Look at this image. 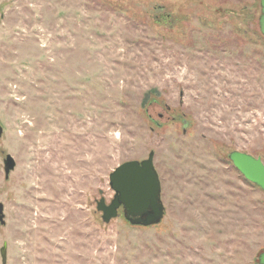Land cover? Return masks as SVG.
<instances>
[{"label": "rangeland", "instance_id": "obj_1", "mask_svg": "<svg viewBox=\"0 0 264 264\" xmlns=\"http://www.w3.org/2000/svg\"><path fill=\"white\" fill-rule=\"evenodd\" d=\"M261 0H0V264H260ZM163 220L97 210L148 157ZM17 165L5 176L4 158Z\"/></svg>", "mask_w": 264, "mask_h": 264}, {"label": "water", "instance_id": "obj_2", "mask_svg": "<svg viewBox=\"0 0 264 264\" xmlns=\"http://www.w3.org/2000/svg\"><path fill=\"white\" fill-rule=\"evenodd\" d=\"M260 29L264 34V0H261ZM4 132L0 124V135ZM155 151L151 150L148 157L131 159L119 164L109 175V182L115 194L110 202L105 196L97 200V210L102 212V219L109 223L119 215L123 208L124 216L134 225L150 226L160 223L166 213L162 199V182L154 163ZM235 167L252 183L264 190V161L260 156L233 150L229 154ZM17 161L11 153L4 158L6 178L15 169ZM4 204L0 203V223L4 224ZM8 245L1 247L3 263H7ZM260 264H264V251L259 255Z\"/></svg>", "mask_w": 264, "mask_h": 264}, {"label": "trees", "instance_id": "obj_3", "mask_svg": "<svg viewBox=\"0 0 264 264\" xmlns=\"http://www.w3.org/2000/svg\"><path fill=\"white\" fill-rule=\"evenodd\" d=\"M254 184V183H253ZM256 185V184H255ZM258 186V185H257ZM261 254V253H260Z\"/></svg>", "mask_w": 264, "mask_h": 264}]
</instances>
